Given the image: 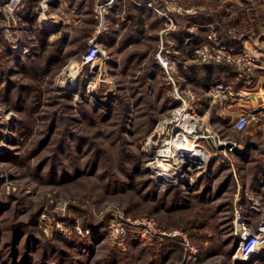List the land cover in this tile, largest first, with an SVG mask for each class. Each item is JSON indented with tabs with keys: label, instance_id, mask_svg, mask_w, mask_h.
<instances>
[{
	"label": "rangeland",
	"instance_id": "obj_1",
	"mask_svg": "<svg viewBox=\"0 0 264 264\" xmlns=\"http://www.w3.org/2000/svg\"><path fill=\"white\" fill-rule=\"evenodd\" d=\"M209 1L212 9L220 3ZM49 6L29 17L37 28ZM5 21L0 14V264H231L235 249L226 253L236 240L222 227L232 224L222 223L231 213L215 217L222 222L214 231L206 226L209 218L192 214L197 195L206 191L204 180L221 169L210 172L209 157L202 172L186 169L184 180L162 188L146 165L153 149L147 143L174 104L163 72L116 80L108 62L105 82L94 83L85 68L91 86L81 80L76 87L61 71L75 69L87 43L83 33L62 56H49L41 32L27 23L28 32L21 26L17 32L26 51L8 43ZM227 174L224 169L220 177L230 197ZM176 186L174 205L170 190ZM142 217L153 220L158 231L152 237L141 236L133 223ZM116 218L126 221V233L111 237L108 226ZM186 244L196 248L192 262Z\"/></svg>",
	"mask_w": 264,
	"mask_h": 264
},
{
	"label": "crops",
	"instance_id": "obj_2",
	"mask_svg": "<svg viewBox=\"0 0 264 264\" xmlns=\"http://www.w3.org/2000/svg\"><path fill=\"white\" fill-rule=\"evenodd\" d=\"M98 1L103 0H50L48 18L39 27L46 50H53L56 44L62 56L76 34L83 33L84 41L96 34L97 24L92 9ZM148 1L169 17L174 26L164 31L168 18L152 10L146 4ZM219 1L218 6L212 9L209 0L201 4L171 0L169 6L155 0H113L105 16L106 28L99 32L96 40L110 54V72L116 80H125L124 74L127 77L129 73L146 79L154 78L157 70L162 73L154 56L160 41L162 51L167 54L177 50L184 65L178 64L173 76L196 92L195 112L206 114L210 126L226 140H234L235 146L242 147L247 140L256 144L243 154L213 149L206 144L210 152L208 170L225 169L229 175V189L232 190L228 197L225 183V187L216 192L224 179L220 177V171L217 176L209 178L211 187L205 200L215 209L225 201L229 202L233 232L235 216L242 217L251 229H255L260 221L264 222V0ZM37 3L38 0H22L16 10L22 18L17 17L23 30L22 23H27L30 29L37 28L34 19L29 18L36 13ZM175 4L183 8L197 5L198 9L196 12H179L172 8ZM211 30L217 32L224 43L256 52V64L245 78L236 79L233 70L227 66L192 59V48L205 41V35ZM217 83L228 85L235 95L222 104L211 102L208 90ZM239 114H247L252 127L248 129L247 124L242 130H234L230 124ZM231 133H241L242 137L235 138ZM216 210L218 214L224 211L221 207ZM248 264H264V243Z\"/></svg>",
	"mask_w": 264,
	"mask_h": 264
},
{
	"label": "built area",
	"instance_id": "obj_3",
	"mask_svg": "<svg viewBox=\"0 0 264 264\" xmlns=\"http://www.w3.org/2000/svg\"><path fill=\"white\" fill-rule=\"evenodd\" d=\"M113 0H103L94 3L93 17L97 24V33L87 39V43L83 51L79 54L78 63L75 69L67 67L63 68L61 72H66L63 79L70 85H74L82 80L87 86H91L89 80L86 79V75L82 74L83 70H89L93 72L90 76H95V81L105 82L107 80L108 62L110 55L96 40L99 32L106 28V13L108 7ZM164 3L166 6L171 4V0H155ZM50 0H39L38 8L41 13L48 11ZM22 0H3L0 4V14L3 20H6L1 24L3 38L12 46H19L22 50L26 51L23 42L19 38L18 30L20 25L18 19L15 16L16 10L21 5ZM146 4L154 11L162 13L168 18V25L164 28V31L174 26L172 20L167 17L161 10L150 1ZM176 11L196 12L197 5H190L183 8L180 4H175L172 7ZM26 48V49H25ZM162 41L159 43V48L155 52V58L160 65L163 75L170 85V96L174 100V104L169 110V114L165 119H162L157 123L154 131L156 133L155 140L149 141L147 146L151 142L152 152L146 165L151 169V175L155 176V179L159 186L162 188L168 187L177 183L179 179L184 180V171L186 169L198 168V172H202L206 165L207 160L210 157V152L201 143L210 138L214 144L224 143L228 140L221 137L219 133L214 130L209 122L206 114H199L194 110V104L196 102V92L188 87L182 85L181 81L173 76L178 64L184 62L178 51L173 49L172 54H167L162 51ZM192 59L200 63L224 65L233 70L236 79L245 78V76L254 68L256 64L257 54L255 51L246 48L235 46L233 44H227L220 40L217 32L214 30L209 31L205 35V41L195 45L192 48ZM81 71L79 78H77L78 72ZM183 86V87H182ZM211 102L222 104L226 100L230 99L235 93L230 89L228 85L220 83L214 84L209 87L208 90ZM250 121V117L247 114H239L231 122V127L234 130L244 129ZM199 150H202L206 154V160L202 163L200 158L188 152L187 143H195ZM230 146L224 148L225 151L231 152L235 141L229 140ZM157 167H166L161 173ZM172 171L173 176L169 180H164L163 175L166 176L167 171ZM134 224L140 225L139 234L144 237H152L157 233V228L151 218L142 217L141 219L133 220ZM154 225V226H153ZM127 223L123 219H113L108 226V232L111 237L123 236L126 233ZM171 234V233H169ZM233 234L236 240V248L231 255V262L233 264H248L252 257L257 253V249L264 243V222L260 221L255 229H251L240 216H235L233 219ZM187 248V261H194L196 259V248L193 245L186 244Z\"/></svg>",
	"mask_w": 264,
	"mask_h": 264
},
{
	"label": "trees",
	"instance_id": "obj_4",
	"mask_svg": "<svg viewBox=\"0 0 264 264\" xmlns=\"http://www.w3.org/2000/svg\"><path fill=\"white\" fill-rule=\"evenodd\" d=\"M37 29H38L39 32H42V30H40V28H37ZM85 43L86 42L84 41L83 44H85ZM199 43H197V44H199ZM49 53H50L49 56L58 53V48H57L56 44H55L53 50H50ZM227 175H226V177L228 178ZM225 183H226V178H224L222 180V182L218 185L217 192L220 191L221 189H223L225 187V185H224ZM205 186H206V191L204 193L198 194L197 195V198H198L197 199V203L192 204V207H193L192 208V214H194V216L200 217V218L201 217L202 218L203 217L204 218H209V221L206 222L207 223L206 226L207 227H210L213 231L214 230H217L216 228H218L220 230V227L221 226L218 227V224L217 223L218 222H222V221L221 220H218V222H215L214 219H215V217H219V218H224V217L228 218L229 217L230 218V214L229 213H231V211H230V207H229V202L228 201H225V203H223L221 206L216 207V209H218L219 207H221L222 209H224V211H222L220 214H218L217 213V210L214 207L210 206L208 204V202L205 200L206 199L205 198V195L208 192V190L210 189V182H209V178L208 177H207V182L205 183ZM176 187L177 188L173 187L170 190V193L172 195L171 202L174 205H176V197H174L175 196V192H176V190L178 191V189L180 190V188L178 186H176ZM230 221H231V218L228 219L227 221L222 222V223H225L226 224V222L229 223ZM212 222L214 223L213 225H208V224H210ZM204 225H205V222H203V227H204ZM222 227H225V228L226 227L227 228L229 227V232H231V224H229L227 226H225L223 224ZM235 247H236V243H233V245L231 247H229V249L227 250V253L226 254L227 255L231 254L233 252V250L235 249Z\"/></svg>",
	"mask_w": 264,
	"mask_h": 264
},
{
	"label": "water",
	"instance_id": "obj_5",
	"mask_svg": "<svg viewBox=\"0 0 264 264\" xmlns=\"http://www.w3.org/2000/svg\"><path fill=\"white\" fill-rule=\"evenodd\" d=\"M208 145L213 148V149H224L227 146H230V142L226 141L224 143H219V144H214L213 141L210 138L206 139ZM256 144L253 141L247 140L243 143L242 147H237L235 145H233L232 147V152L236 153V154H243L244 152H246L250 147H255Z\"/></svg>",
	"mask_w": 264,
	"mask_h": 264
},
{
	"label": "bare ground",
	"instance_id": "obj_6",
	"mask_svg": "<svg viewBox=\"0 0 264 264\" xmlns=\"http://www.w3.org/2000/svg\"><path fill=\"white\" fill-rule=\"evenodd\" d=\"M44 16L41 17V22L43 21L44 22ZM42 22V23H43ZM45 24V23H44ZM187 148H188V152H190L191 154H195L197 155L199 158H200V162H204L207 158H206V154L204 152H202V150H199L196 146V142L195 143H187ZM164 170H167L166 167H162ZM161 167H157V169L161 172V173H164L163 172V169ZM173 172L170 170V171H167L166 172V176L163 175V179L164 180H169L171 179V177L173 176L172 174Z\"/></svg>",
	"mask_w": 264,
	"mask_h": 264
}]
</instances>
